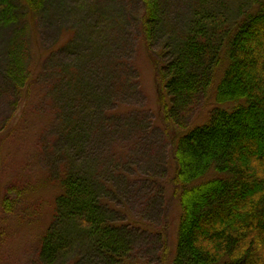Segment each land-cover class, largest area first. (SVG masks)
I'll use <instances>...</instances> for the list:
<instances>
[{
	"label": "trees",
	"instance_id": "obj_1",
	"mask_svg": "<svg viewBox=\"0 0 264 264\" xmlns=\"http://www.w3.org/2000/svg\"><path fill=\"white\" fill-rule=\"evenodd\" d=\"M46 3L0 0V31L8 26L23 31L28 20L36 25ZM235 9L225 16L211 2L197 9L191 3L188 23L168 37L169 56L157 58L152 41L155 33L164 32V5L161 0H141L139 42L156 71L159 114L172 120L174 130L171 184L180 212L170 261L162 264H264V0H244ZM59 45L42 52L43 58ZM64 46L79 54L74 62L59 61L51 68L55 75L68 68L65 78L46 87L45 94L54 101L74 93L71 100L85 112L90 98L109 99L108 89H132L130 71L121 74V64L117 71L106 63L102 70L110 85L99 90L100 47L81 60L83 40L69 37ZM16 57L6 53L5 67L21 103L37 85L43 93L45 72L40 68L33 76L29 63L22 67L16 62H23L24 56ZM199 97L213 104L206 119L179 127V114ZM70 112L60 109L58 116L74 123ZM71 132L81 142L86 131ZM97 177L92 167L68 168L54 177L59 190L52 218L37 241V264H54L73 240H83L87 249L73 264H143L131 255L128 231L107 218L100 201L103 180ZM0 205L6 210L11 206L7 200Z\"/></svg>",
	"mask_w": 264,
	"mask_h": 264
},
{
	"label": "rangeland",
	"instance_id": "obj_2",
	"mask_svg": "<svg viewBox=\"0 0 264 264\" xmlns=\"http://www.w3.org/2000/svg\"><path fill=\"white\" fill-rule=\"evenodd\" d=\"M210 2L217 12L231 16L244 0H161L164 32L155 33L152 41L157 58L169 56L168 37L188 23L190 4L197 9ZM140 11L141 0H47L36 25L28 20L23 31L18 26L0 31V204L7 200L11 205L0 209V264H37V241L52 218L59 190L54 177L68 168L88 167L103 180L100 201L107 218L132 237L131 255L149 264L170 261L180 212L171 184L174 130L172 120L159 114L156 71L139 42ZM69 37L83 40L81 60L100 47L99 90L110 85L102 70L106 63L117 71L121 64V74L130 71L132 89H108L109 99L90 98L85 112L71 100L74 93L60 101L45 94L46 87L68 73L63 68L55 75L51 68L59 61L74 62L79 54L63 47ZM57 42L59 48L43 58L42 52ZM11 52L15 60L24 56L16 62L22 67L29 63L33 76L44 70L42 94L37 85L18 103L19 89H12L5 67L6 53ZM212 107L199 97L179 114L178 126L203 122ZM60 109L71 111L75 122L59 117ZM82 129L86 132L79 142L71 131ZM85 248L83 240L71 241L54 264H73L78 256L84 258Z\"/></svg>",
	"mask_w": 264,
	"mask_h": 264
}]
</instances>
